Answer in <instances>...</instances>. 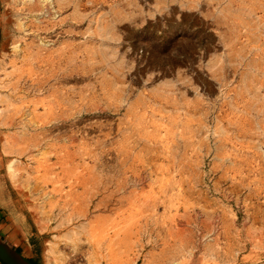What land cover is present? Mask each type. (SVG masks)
<instances>
[{
	"label": "rangeland",
	"instance_id": "rangeland-1",
	"mask_svg": "<svg viewBox=\"0 0 264 264\" xmlns=\"http://www.w3.org/2000/svg\"><path fill=\"white\" fill-rule=\"evenodd\" d=\"M54 5L0 0L1 237L38 264H264V0Z\"/></svg>",
	"mask_w": 264,
	"mask_h": 264
},
{
	"label": "bare ground",
	"instance_id": "bare-ground-1",
	"mask_svg": "<svg viewBox=\"0 0 264 264\" xmlns=\"http://www.w3.org/2000/svg\"><path fill=\"white\" fill-rule=\"evenodd\" d=\"M41 2L43 3L44 7H46V8H48V7L49 8H55L54 0H41ZM14 48H17V45H15ZM14 164H15V159H9L7 161V163H6V165H5L6 171H7L8 175L11 177L12 180H14L15 176H16V173H15V171H16L15 169L16 168H15ZM101 226H102V224L101 225H96V226H93V227L90 228L91 233H92L91 235H92V237L94 238V240L97 243H99L106 235L104 232H103L104 234L103 233L102 234L99 233L100 235L99 234L97 235V233H95V231L98 230V228L101 227ZM114 244H115V242L113 241V238L110 239L109 243L107 244L108 254H111V256H113V257L115 256V254H114Z\"/></svg>",
	"mask_w": 264,
	"mask_h": 264
},
{
	"label": "water",
	"instance_id": "water-1",
	"mask_svg": "<svg viewBox=\"0 0 264 264\" xmlns=\"http://www.w3.org/2000/svg\"><path fill=\"white\" fill-rule=\"evenodd\" d=\"M0 261L4 264H33L29 258L12 247L0 236Z\"/></svg>",
	"mask_w": 264,
	"mask_h": 264
},
{
	"label": "crops",
	"instance_id": "crops-1",
	"mask_svg": "<svg viewBox=\"0 0 264 264\" xmlns=\"http://www.w3.org/2000/svg\"><path fill=\"white\" fill-rule=\"evenodd\" d=\"M3 166L1 165V162H0V185H2V186H4V188H5V193L7 194H9V190H7L8 189V186L11 184V186H12V183H11V181H10V178H9V176H8V174L6 173V171L4 172V174L2 173V168ZM8 185V186H7ZM7 188V189H6ZM1 197V196H0ZM1 199H0V207H1ZM1 210H0V215H1ZM1 217H0V221H1ZM28 258V257H27Z\"/></svg>",
	"mask_w": 264,
	"mask_h": 264
},
{
	"label": "trees",
	"instance_id": "trees-1",
	"mask_svg": "<svg viewBox=\"0 0 264 264\" xmlns=\"http://www.w3.org/2000/svg\"><path fill=\"white\" fill-rule=\"evenodd\" d=\"M0 236H2L1 233H0ZM31 262H32L33 264H38V263H36V262H34V261H31ZM0 264H4V263L0 261Z\"/></svg>",
	"mask_w": 264,
	"mask_h": 264
}]
</instances>
